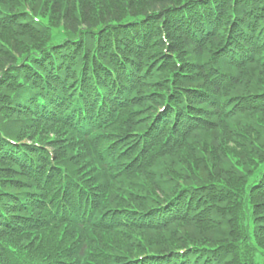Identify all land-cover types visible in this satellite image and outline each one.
<instances>
[{"label": "trees", "instance_id": "obj_1", "mask_svg": "<svg viewBox=\"0 0 264 264\" xmlns=\"http://www.w3.org/2000/svg\"><path fill=\"white\" fill-rule=\"evenodd\" d=\"M58 1L52 26L23 0H0V33L34 41L0 40V264H255L264 190L250 197L180 169L169 191L144 182L156 185L154 168L189 140L187 174L226 171V123L264 113V85L253 84L264 76V0H111L91 22L83 0ZM228 34L248 39L254 58L223 67L229 83L215 87L210 57ZM74 123L89 124L86 135ZM180 224L196 232L169 247L142 236Z\"/></svg>", "mask_w": 264, "mask_h": 264}, {"label": "rangeland", "instance_id": "obj_2", "mask_svg": "<svg viewBox=\"0 0 264 264\" xmlns=\"http://www.w3.org/2000/svg\"><path fill=\"white\" fill-rule=\"evenodd\" d=\"M24 2L28 3L31 8H33L36 11V14H39L40 16L44 17V19L47 20L48 23L52 26H60V21L58 20V17H60V14L55 13V11L59 8L58 4L60 1L58 0H23ZM85 4L89 5V10L91 11V16L89 19V22L93 21V18L97 16L98 13H103L107 9L108 1L111 0H83ZM120 1L122 5H126L127 0H117ZM119 2V4H120ZM106 7V9L104 8ZM8 35L15 36L14 48H17L19 50H25L30 45L33 44V35L30 33H27L24 30L16 29L14 31L10 32H2L0 33V40L4 43L5 46H9V42L7 40ZM256 71L252 68L251 71L249 70V73ZM190 73V72H189ZM246 73L247 70H246ZM245 78L251 79L250 76H247ZM253 84H258L261 82L264 85V76H259L257 80L254 78ZM247 82L244 83L242 86V89H248L249 86ZM261 85V86H263ZM259 86V87H261ZM264 88V86H263ZM154 96V95H153ZM153 101L156 100V96L153 97ZM229 129V137H228V144L224 146H221V143H218L219 151H222V153H230L231 158H228V155H226V158L228 159L227 164L225 166L226 171H219L220 169L213 168V171L211 173H208L206 169H203L202 171L195 172L192 170L191 174H187L189 171V168L184 167L182 168V165L178 162L180 161H192L194 156L190 154L189 145L192 143V140H189L186 145V148H183L180 150V152L172 156L171 158L172 163L169 162L170 159L161 160L159 165L155 167V172L153 175V181L156 183V185H153L152 183L144 182V189L145 190H152L153 189H159L158 192H164L169 191L170 186L174 185L173 182H171V179L173 180L175 177L181 179V176L179 174V169L186 175L185 177H189L191 175H195L194 179L199 180V182L203 181L206 183H214L218 185H224V186H230V187H239L243 186L247 183L248 177L252 174V172L255 170V168L260 164L264 162V113H248L243 114V117H241V120L239 123H226ZM236 124V125H235ZM222 130V129H221ZM220 131L216 130L215 133H218ZM204 137V134H198L196 136L197 141L202 139ZM224 135L221 136L220 140H224ZM204 139V138H203ZM219 140V139H218ZM193 144V143H192ZM199 145V143H198ZM201 147V146H200ZM222 149V150H221ZM207 152H200L199 156H201V160H205L204 157L207 158V162H209V158L207 156H204ZM213 159H216V152L215 149L213 150ZM234 158L236 160H234ZM234 160V163L232 161ZM167 161V162H166ZM168 165V172L165 171L166 168L162 166L161 163H164ZM203 165V162L200 161ZM232 166V168L230 167ZM235 166L239 168V170H235ZM204 167V166H203ZM258 168V167H257ZM185 169V170H184ZM212 167L210 166L211 171ZM197 176H200V178H197ZM185 179V178H184ZM182 180V179H181ZM148 184L150 186H148ZM147 188H146V187ZM247 188V185L243 186L242 192L245 191ZM143 191V190H142ZM142 191H138L133 193V196H141L144 198V193ZM156 196V193H155ZM256 210V230H258L257 236V242L264 249V216H261L262 214L258 213H264V208H257ZM183 211L187 212L188 209L186 207H183ZM226 221L225 218L221 219V224H223ZM227 225L225 224L224 229H227ZM172 231L171 234H168V231ZM176 232V235L175 233ZM188 232L195 233L193 226H186L183 224L178 225L176 228H173L171 226L169 229L157 233L152 234H145L143 232V237H145L148 242L152 243V247L154 244H157L159 246H170L174 245L178 242H184V240H187L190 238V235ZM145 234V235H144ZM134 237H140V233H132ZM151 239V241L149 240ZM207 239V238H206ZM208 240V239H207ZM260 241V242H259ZM115 244L118 243V240L114 242ZM179 247V246H177ZM255 264H261L260 259H253Z\"/></svg>", "mask_w": 264, "mask_h": 264}]
</instances>
